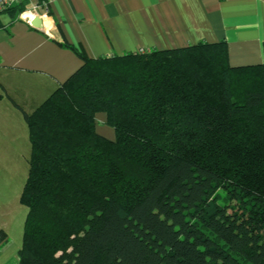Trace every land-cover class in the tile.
Returning <instances> with one entry per match:
<instances>
[{
  "label": "trees",
  "instance_id": "16d2710c",
  "mask_svg": "<svg viewBox=\"0 0 264 264\" xmlns=\"http://www.w3.org/2000/svg\"><path fill=\"white\" fill-rule=\"evenodd\" d=\"M71 47L82 65L23 111L19 264H264V61L231 65L225 41Z\"/></svg>",
  "mask_w": 264,
  "mask_h": 264
},
{
  "label": "crops",
  "instance_id": "0c3cea01",
  "mask_svg": "<svg viewBox=\"0 0 264 264\" xmlns=\"http://www.w3.org/2000/svg\"><path fill=\"white\" fill-rule=\"evenodd\" d=\"M22 1L30 7L31 0ZM50 7L42 28L17 9L0 12L1 173L2 153L30 144L23 111L31 112L82 65L71 46L96 58L225 41L231 65L264 61V0H54ZM97 117L98 131L114 134L106 115ZM6 213L0 210V230L8 236L0 264H19Z\"/></svg>",
  "mask_w": 264,
  "mask_h": 264
},
{
  "label": "rangeland",
  "instance_id": "374dc122",
  "mask_svg": "<svg viewBox=\"0 0 264 264\" xmlns=\"http://www.w3.org/2000/svg\"><path fill=\"white\" fill-rule=\"evenodd\" d=\"M98 123L101 126L99 119ZM106 130L105 127L102 128L101 133L114 139L115 131L113 130L114 134L110 135ZM2 154L5 155V158L3 157L2 173L0 172V210L4 209L7 212L5 221L8 223V231L13 240L21 246L27 207L21 204L20 195L28 176L30 144L25 143L20 152H5ZM219 193L224 195L223 191Z\"/></svg>",
  "mask_w": 264,
  "mask_h": 264
},
{
  "label": "built area",
  "instance_id": "2783aa9c",
  "mask_svg": "<svg viewBox=\"0 0 264 264\" xmlns=\"http://www.w3.org/2000/svg\"><path fill=\"white\" fill-rule=\"evenodd\" d=\"M20 1L21 0H0V12L17 5ZM52 1L54 0H31L30 7L23 10L20 16L30 24H32V20L37 16L43 19V17H47L50 14ZM144 50L146 49H140L139 52H143Z\"/></svg>",
  "mask_w": 264,
  "mask_h": 264
},
{
  "label": "water",
  "instance_id": "95a60500",
  "mask_svg": "<svg viewBox=\"0 0 264 264\" xmlns=\"http://www.w3.org/2000/svg\"><path fill=\"white\" fill-rule=\"evenodd\" d=\"M32 25L37 27V28H42L43 27V21L41 17L37 16L32 20Z\"/></svg>",
  "mask_w": 264,
  "mask_h": 264
}]
</instances>
